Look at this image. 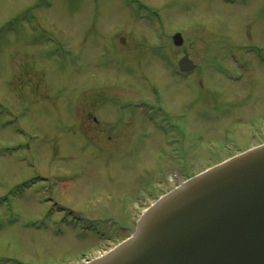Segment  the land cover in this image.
Returning a JSON list of instances; mask_svg holds the SVG:
<instances>
[{"label":"rangeland","instance_id":"obj_1","mask_svg":"<svg viewBox=\"0 0 264 264\" xmlns=\"http://www.w3.org/2000/svg\"><path fill=\"white\" fill-rule=\"evenodd\" d=\"M263 144L264 0H0V264H86Z\"/></svg>","mask_w":264,"mask_h":264},{"label":"water","instance_id":"obj_2","mask_svg":"<svg viewBox=\"0 0 264 264\" xmlns=\"http://www.w3.org/2000/svg\"><path fill=\"white\" fill-rule=\"evenodd\" d=\"M173 41L184 44L180 34ZM179 66L196 69L188 57ZM90 264H264V146L177 187L131 238Z\"/></svg>","mask_w":264,"mask_h":264}]
</instances>
